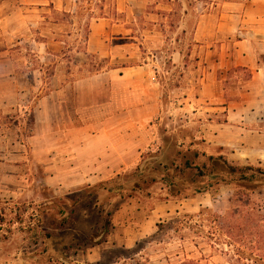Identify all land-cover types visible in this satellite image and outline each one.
I'll use <instances>...</instances> for the list:
<instances>
[{
  "label": "crops",
  "instance_id": "obj_1",
  "mask_svg": "<svg viewBox=\"0 0 264 264\" xmlns=\"http://www.w3.org/2000/svg\"><path fill=\"white\" fill-rule=\"evenodd\" d=\"M170 1L173 4L175 0H157V17L170 18L164 14V11L173 10L167 8ZM180 1L184 14L177 20L181 25L174 29L177 37L190 34L187 26L192 21L191 0ZM99 3L102 4L99 6ZM149 4L152 0H115L114 7L122 16L115 17L107 12V3L99 0L97 6L106 12L91 18L86 55L112 56L116 53V40L136 38L138 31L133 25L143 18L157 27L160 19L149 18L148 14H152L146 12ZM80 9V0H0V114L24 103L23 89L26 95L34 91V86H20L15 48L28 40L36 43L38 51H44V55L49 53L51 46L62 52L68 39L77 34ZM56 13L73 20L74 29L67 30L68 25L65 26L62 17L55 20ZM197 22L191 34L195 40L206 44L201 50L204 63L199 76V96L190 118L191 123L198 126L188 138V149L198 150L200 161L209 156H223L234 166L264 169V0H217ZM183 23L186 26H182ZM157 33L154 30V34ZM227 37L234 40L233 44ZM185 54L175 49L172 56L177 62L183 60ZM26 69L25 75L36 72L32 67ZM152 70V65L147 63L116 66L72 82L56 75L57 87L41 97L35 111L41 115L50 114L52 107L61 119L73 117L81 124L48 128L43 132L59 135V148L55 149L59 152L58 163L68 169L62 187L81 191L120 178L142 163L147 150L160 152L149 160L161 159L159 164L166 165L162 162V143L148 138L147 124L161 113ZM99 105L105 106L100 112L95 110ZM94 116L103 120V126L89 125ZM113 191L116 192L104 188L98 196L107 197ZM117 194L116 199L124 196ZM145 199L146 206H138L132 200L116 209L104 240L78 254L79 260L99 264L107 252L132 250L140 241L154 236L159 232V224L166 223L172 216L195 213L214 204L210 191L190 197L175 196L165 184H156ZM94 229L90 227L85 237L92 236ZM119 259L125 260V257L119 255Z\"/></svg>",
  "mask_w": 264,
  "mask_h": 264
},
{
  "label": "rangeland",
  "instance_id": "obj_2",
  "mask_svg": "<svg viewBox=\"0 0 264 264\" xmlns=\"http://www.w3.org/2000/svg\"><path fill=\"white\" fill-rule=\"evenodd\" d=\"M80 1L81 20L76 25L77 34L68 39L65 50L60 52L58 47L51 46L49 53L44 55V51H38L36 43L28 40L15 48L14 61L21 73L20 86H34V91L31 94L26 90V95L22 88L24 103L0 114V264H95L79 260L78 254H83L104 240L112 213L123 203L132 200L138 206H146L145 198L154 191L156 184L167 186V181L160 179L167 174L159 164L161 159H148L160 152L147 150L143 153L142 163L120 178L99 184L97 188L81 191L62 187L61 182L65 180L68 169L58 163L59 152L55 149L59 148V135H45L43 132L48 128L56 129L64 125L74 127L81 124L73 117L61 119L54 114L52 107L50 114L41 115L35 111L41 97L57 87L56 75L61 76L64 81L72 82L108 71L111 66L145 63L152 65V75L160 96L161 113L147 124L149 141L162 143L164 164H170L179 150L193 158V153L187 152L190 147L188 138L198 125L191 123L190 118L199 96V76L204 63L201 50L206 42L195 40L191 33L198 24V17L210 10V5L217 0H191L192 21L187 26L190 34L178 37L174 34V29L181 25L177 24V20L184 14L182 1L175 0L173 4L168 2V10H173L164 11L170 18L166 19L164 16L162 19L157 17V0H152L146 12L152 13L148 14L149 18L160 19L156 23L158 26H153L151 21L148 23L143 18L147 23L141 21L133 25L134 30L138 31L136 38L116 40V53L109 57L93 53L86 55L84 52L91 18L106 11H100L99 6L102 3L97 6L99 0ZM104 2L107 3V12L115 17H122L114 7L115 0ZM53 17L58 20L62 15L56 13ZM62 19L65 26L68 25L67 30L74 29L73 20L66 17ZM182 26L186 24L183 23ZM145 30L153 32L149 34ZM154 30L159 33L154 34ZM58 32L55 31L56 34ZM23 34L25 37V32ZM228 40L233 44L232 38L227 37ZM175 49L186 52L183 60L174 61L172 53ZM28 67L36 70L31 76L25 75ZM247 75L245 73L246 77ZM104 107L99 105L95 110L100 112ZM102 121L99 116H94L89 120V125L98 128L103 126ZM145 159L148 160L144 162ZM45 162L49 165L46 166ZM182 163L183 156H180L178 164ZM193 174L189 173L190 179L194 178ZM224 175L234 178L227 172ZM197 179L198 177L195 185L193 183L186 187L183 184L184 193L192 192L198 184L208 186L211 182L210 193L214 204L203 208L227 216L238 207L247 210L249 206H257L258 212L264 215L262 180L257 181L260 187L249 190L243 186L245 183L215 186L214 183L218 180L216 175L199 179L201 183ZM104 188L116 192L109 193L107 197H99V192ZM117 193L124 195L122 199H116ZM248 203L250 205L247 207ZM203 208L195 213L179 214L178 218L183 223L178 224L179 227L175 225L176 216H172L163 230H159L154 236L140 241L132 250H116L113 254L107 252L103 262L99 264H177L181 259H196L203 255L207 257L209 264H229L222 251L212 250L207 244L209 240L196 233L198 224H204L206 230L212 225L209 215L198 217ZM185 215H192L194 219H188ZM92 226L95 228L94 233L86 238L85 235ZM260 254L264 262V251ZM119 255L125 257V260H117Z\"/></svg>",
  "mask_w": 264,
  "mask_h": 264
},
{
  "label": "trees",
  "instance_id": "obj_3",
  "mask_svg": "<svg viewBox=\"0 0 264 264\" xmlns=\"http://www.w3.org/2000/svg\"><path fill=\"white\" fill-rule=\"evenodd\" d=\"M104 61H107V59ZM114 67L116 66H111L110 68ZM187 152H192L193 158L189 157L187 153L184 154L182 150H179L176 154L177 158L175 157L171 164L163 166V171L167 173L166 176H163V179L167 181L169 192L172 195L190 197L198 193L211 191L212 183L210 182L208 186L198 184L192 192L184 193L185 187H183V184L186 187H189L188 185L193 183L195 185L196 177H198L197 182L201 183L199 179L216 175L218 180L214 183L215 186L219 187L232 183L242 185L245 183L243 186L249 190H255L258 186L260 187L257 181L262 180L264 182V169L261 167L234 166L223 156L218 158L209 156L204 161H200L198 150L193 151L192 149H188ZM180 156H183L182 164H178ZM179 172L180 175L178 176ZM191 172L194 173L192 177L195 179L189 178L188 175ZM224 172L234 176V178L227 177L224 175ZM249 203L247 207L250 205ZM249 207L247 210L238 207L227 216L214 212L209 208H203L199 213L198 217L209 215V221L212 225H210L209 230H206L204 224H198V231L196 233L203 239L209 240L207 244L212 250L222 251L229 264H264L260 254V252L264 251V215L258 212L257 206ZM185 217L194 219L192 215H185ZM180 223L183 224L177 215L175 225L178 226ZM164 227L165 223L159 224L160 231ZM207 260V257L203 255L196 259H181L177 264H209Z\"/></svg>",
  "mask_w": 264,
  "mask_h": 264
}]
</instances>
